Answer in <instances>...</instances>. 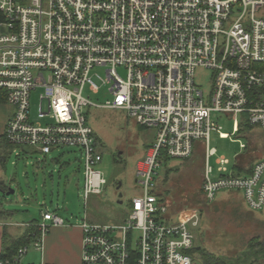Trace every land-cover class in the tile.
Listing matches in <instances>:
<instances>
[{
	"label": "built area",
	"instance_id": "obj_1",
	"mask_svg": "<svg viewBox=\"0 0 264 264\" xmlns=\"http://www.w3.org/2000/svg\"><path fill=\"white\" fill-rule=\"evenodd\" d=\"M201 68L213 73L207 105L196 83ZM101 87L112 97L105 104L84 97L86 88L97 94ZM37 89L42 93L34 123L30 98ZM0 93L14 111L5 130L8 145L44 156L80 151L86 204L107 183L96 169L103 143L88 111L122 110L136 125L156 131L137 164L141 195L131 201L125 222L82 220V264L196 263L190 252L197 221L170 222L156 193L165 161L192 157L196 143L206 146L207 202L236 192L250 211L264 208V158L241 176L229 173L221 158L220 175L213 178L208 163L216 154L208 147L211 133L230 138L212 113L229 117L235 133L241 125L264 131V0H0ZM42 219L39 236L18 251L16 263L31 248L43 251L50 227L65 225L48 210Z\"/></svg>",
	"mask_w": 264,
	"mask_h": 264
},
{
	"label": "rangeland",
	"instance_id": "obj_2",
	"mask_svg": "<svg viewBox=\"0 0 264 264\" xmlns=\"http://www.w3.org/2000/svg\"><path fill=\"white\" fill-rule=\"evenodd\" d=\"M118 73L126 78L124 68H119ZM101 75L105 77V72L101 71ZM96 82L100 86V82ZM213 82L211 70H197L196 83L204 92L206 105L210 103ZM41 93V89L31 93L34 123L39 121ZM83 95L97 104H105L112 98L106 87H101L97 94L86 88ZM88 118L103 143V160L96 168L107 182L101 195H90L86 206L84 163L80 151L75 148L54 150L46 156L32 148L11 147L3 153L0 148V159L4 161L3 166L0 164V181L9 191H14L8 196L0 189V210L9 224H27L34 220L41 223L42 214L47 210L72 224L81 223L85 215L93 223L121 225L125 222L131 201L141 195L136 181L137 164L153 142L156 131L136 125L122 110L92 109L88 111ZM212 122L222 133L230 135L229 139H224L218 132L211 133L208 147L215 149L216 154L208 163L214 171L213 178L220 175L218 160L221 158L228 161L225 168L229 173L239 172L235 170L237 164L248 169L264 158L263 130L253 127L242 135L237 134L233 131L232 120L220 113H212ZM205 147L195 150L189 161L168 160L169 166H162L158 171L156 193L168 207L170 222L190 218L197 221L194 229L197 248L206 249L226 264H237L241 259L250 264L249 244L255 238L264 242V211H249L243 195L236 192H220L213 203L206 201L202 190ZM24 150L30 153L24 154ZM119 182L122 183L120 191L116 188ZM9 229L20 235L25 227Z\"/></svg>",
	"mask_w": 264,
	"mask_h": 264
},
{
	"label": "crops",
	"instance_id": "obj_3",
	"mask_svg": "<svg viewBox=\"0 0 264 264\" xmlns=\"http://www.w3.org/2000/svg\"><path fill=\"white\" fill-rule=\"evenodd\" d=\"M13 112H14L13 108L10 107L7 103H0V137L5 135V130L8 120L12 117ZM204 146H205L204 144L198 143V150L200 149V147H204ZM34 150L35 152L40 153L36 149ZM1 151L2 153L4 152L2 148ZM27 152L30 153V151L28 150ZM3 163L4 161L0 159L1 166H3ZM242 200L244 202L243 197ZM87 205L88 202L86 206ZM263 211L264 208L262 212ZM251 212L254 213L253 211ZM3 214L5 213L0 210V254L3 251V236L5 232H7V235L13 239L18 238L26 232V230L28 229L29 225L32 222L36 221L34 220L27 224H18V223L9 224L7 221L8 218L4 217ZM262 215L264 220V214ZM85 217H87V215H85ZM80 225L81 223L72 224L65 222L64 226L50 227L48 233L44 238L43 251L39 252L31 248L29 252L22 258V260L15 264H82L83 233ZM18 227H22V228L25 227L24 232L20 235H18L17 232L14 231V229L11 230L9 229V228H18ZM195 264H198V262L196 261Z\"/></svg>",
	"mask_w": 264,
	"mask_h": 264
},
{
	"label": "trees",
	"instance_id": "obj_4",
	"mask_svg": "<svg viewBox=\"0 0 264 264\" xmlns=\"http://www.w3.org/2000/svg\"><path fill=\"white\" fill-rule=\"evenodd\" d=\"M0 103H6V97L4 94L0 93ZM253 129L252 126L248 125H241L240 130L237 134L242 135L243 133L250 131ZM0 147L5 151L7 148H14L13 146H9L5 141V135L0 137ZM244 149H247V146H245ZM198 150V143L195 144L194 151ZM28 152L24 150V154H27ZM194 155V153H193ZM192 155V156H193ZM191 159H185L184 161H189ZM57 160V159H56ZM58 161V160H57ZM252 164L248 169H246L243 165H236V171H239L238 173H235L238 176L241 175H249L252 172L253 168ZM169 166L168 160L165 161L164 167L167 168ZM0 189H2L3 193L6 194L9 189L5 186L4 182L0 181ZM160 196V195H159ZM161 197V196H160ZM37 221L32 222L26 230V232L18 237V238H11L7 235V232L4 233L3 236V251L0 254V262L6 263L9 262L11 264H15V258L18 255V251L26 246H30L34 240L39 236V230L36 226ZM250 250L252 251L248 258L252 259L253 261L251 264H264V242L260 241V238H255L254 241H252L249 244ZM197 262H200L201 264H226L222 259L214 255L213 253H210L206 249L202 248H195L193 251L190 252ZM237 264H246L245 259H241L240 262Z\"/></svg>",
	"mask_w": 264,
	"mask_h": 264
},
{
	"label": "flooded vegetation",
	"instance_id": "obj_5",
	"mask_svg": "<svg viewBox=\"0 0 264 264\" xmlns=\"http://www.w3.org/2000/svg\"><path fill=\"white\" fill-rule=\"evenodd\" d=\"M121 186H122V183H121V182H119V183L117 184V187H116L118 191H120V189H121Z\"/></svg>",
	"mask_w": 264,
	"mask_h": 264
},
{
	"label": "water",
	"instance_id": "obj_6",
	"mask_svg": "<svg viewBox=\"0 0 264 264\" xmlns=\"http://www.w3.org/2000/svg\"><path fill=\"white\" fill-rule=\"evenodd\" d=\"M13 193H14V191L10 190V191H8V193H6V194L9 196L10 194H13ZM119 203H121V202H119Z\"/></svg>",
	"mask_w": 264,
	"mask_h": 264
}]
</instances>
